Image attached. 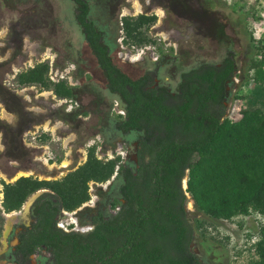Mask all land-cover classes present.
<instances>
[{
	"label": "trees",
	"instance_id": "1",
	"mask_svg": "<svg viewBox=\"0 0 264 264\" xmlns=\"http://www.w3.org/2000/svg\"><path fill=\"white\" fill-rule=\"evenodd\" d=\"M72 1L74 18L105 87L123 109V114H116L114 127L138 132L134 165L120 161L119 155L97 158L89 145L83 161L58 178L1 179L0 204L5 212L20 209L30 193L44 188L28 205L30 219L16 232L12 260L27 264L30 254L43 249L49 254L46 264H203L190 248L201 221H190L184 203L188 196L196 209L214 218L251 210L264 217V110L244 108L235 121L225 115L227 82L237 74L232 50L216 64L204 61L179 71L170 90L153 84L150 70L131 76L117 65L102 30L87 17V0ZM153 19V14L141 12L122 15L124 42L154 41L143 31ZM254 48L260 51L264 45ZM46 69V62L38 61L16 72L14 81L37 83L57 97H70L71 86L63 78L50 80ZM243 76L264 80V53L248 56ZM114 171L121 201L110 205L117 203L116 209L106 213L95 209L85 219L90 224L86 230L57 225L62 210L70 212L88 199L89 181L105 182ZM252 244L253 264H264V222Z\"/></svg>",
	"mask_w": 264,
	"mask_h": 264
},
{
	"label": "rangeland",
	"instance_id": "2",
	"mask_svg": "<svg viewBox=\"0 0 264 264\" xmlns=\"http://www.w3.org/2000/svg\"><path fill=\"white\" fill-rule=\"evenodd\" d=\"M136 1L141 4V13L154 15L152 23L143 28L145 34L151 28L152 33L158 31L165 37L163 30L173 28L169 38H174V44L168 51H160L156 59L145 55L128 61L116 54L119 49L126 50L122 48L126 45L123 38L121 45L118 42L122 35L120 11L132 16L139 13L133 0H87V17L102 30L112 60L125 72L137 76L150 70L153 84H165L173 90L179 71L204 61L216 64L226 47L234 48L237 74L227 82V109L236 104L239 111L254 106L264 110V80L259 83L243 76L248 56L264 53V49L254 48L264 45V0H214L212 5L208 0H148V4ZM199 10L218 20L220 16L215 14H221L233 35L228 30L226 36L219 24L212 28ZM75 11L72 0H0V180L10 181L18 175L58 178L83 161L84 143H91L93 138L94 149L100 152L113 151L117 142H123L127 151L122 161L134 165L138 132H121L114 127L117 116L112 106L115 100L118 106L121 104L105 87L104 76L74 18ZM194 15L200 19L197 28L190 22ZM213 31L219 37L217 43L210 39ZM230 36L236 40L231 41ZM130 59L136 56L130 54ZM38 61L46 62L45 74L51 62L52 71L71 86L70 97H57L51 90L45 95L46 89L37 83L19 85L14 81L16 72ZM43 123H48V129ZM65 138H69L66 143ZM64 159L69 164L61 167ZM107 182L89 181L88 199L79 208L62 212L58 223L65 225L73 217L72 227H86L85 219L95 209L104 213L116 209L117 203L111 206L110 202L121 201L119 180ZM38 192L30 193L24 199L27 206L22 202L15 214L5 212L0 204V264H16L11 256L16 232L29 221L28 205ZM189 200L187 196L184 207L190 221H201L190 248L203 264H253L252 243L264 222L263 215L251 210L228 219L214 218L196 209L193 202L188 205ZM48 260V252L37 249L27 264H46Z\"/></svg>",
	"mask_w": 264,
	"mask_h": 264
},
{
	"label": "built area",
	"instance_id": "3",
	"mask_svg": "<svg viewBox=\"0 0 264 264\" xmlns=\"http://www.w3.org/2000/svg\"><path fill=\"white\" fill-rule=\"evenodd\" d=\"M124 14L125 13H122V11H120L119 16L121 17ZM171 30H172V28L163 30L164 32H166V36L164 37L161 34H159L158 31L152 33L151 32L152 31L151 28H148L147 29V35L150 36L152 39H154V41H148V42H144V43H141V44H138V45L126 44L124 47H122L124 49L126 48V50L123 51L122 49H119V50H117L116 54L119 57H123V58H125L128 61H136V60H138L139 58H141V57H143L145 55L151 57L152 59H156L157 56L159 55L160 51L161 52L162 51L166 52V51H168L170 49L169 46L174 44V38L173 39L169 38L170 34L172 33ZM121 40H122V35L119 36V38H118V42L120 43V45L122 44ZM159 46H160V48H159ZM130 54H133L134 56H136V59L135 60L134 59H130ZM49 65H50V67L48 68V71H47V77L50 80H52V81H56L61 76L58 77L57 73L52 71L51 62H50ZM60 98H62V97H60ZM112 110L116 114L117 113L123 114V109H122L121 106H118V102L116 100L114 102V105L112 106ZM239 110H240V106L239 105L232 104L228 109H226L225 115L231 121L237 120L240 117V115H241V112ZM87 144L88 143H85V146H87ZM126 151H127L126 145L123 142H119V143L117 142L116 145L113 148V151L110 150L109 152H107V151L100 152L99 149H96V151H94V154H95V156L97 158H100L102 160H106L108 158H112L114 155H119V160L122 161V159L126 155ZM116 167H117V164L114 165V170L116 169ZM114 173H115V171H114ZM62 212H66V211L62 210ZM58 222H59V220L57 219V222H56L57 225L61 226L64 229L73 228V229H79V230H86V229H88L90 227V225H87L86 227H83V228L81 226L78 227V228H75V226L72 227L71 225H70L71 227L70 226L67 227V225L70 224L71 221H66L65 225L64 224H59Z\"/></svg>",
	"mask_w": 264,
	"mask_h": 264
},
{
	"label": "flooded vegetation",
	"instance_id": "4",
	"mask_svg": "<svg viewBox=\"0 0 264 264\" xmlns=\"http://www.w3.org/2000/svg\"><path fill=\"white\" fill-rule=\"evenodd\" d=\"M210 3H211V5L213 4V1L214 0H208ZM143 2H146L145 4H148V3H150V2H148V0H143ZM211 8V7H210ZM162 9V8H161ZM211 10H212V8H211ZM197 12H199V15L201 16V17H203L204 18V21H206V22H209V20H210V24H211V27L212 28H215L218 24L219 25H221L222 26V31H223V33L226 35V36H228V30L229 31H231V33H232V28H228V26H227V24L224 22L225 20L222 18V16H221V14H215V16H220V20H218L217 19V17H212V16H210V15H206L205 13L204 14H202V11H197ZM211 12V11H210ZM199 15H197V16H191L190 17V22H191V26L192 27H194V28H197L198 27V25H200V19H199ZM200 17V18H201ZM173 29V28H172ZM213 32H215V31H213ZM216 33L217 32H215L214 33V35L212 36V37H210V39L211 40H213L215 43H217L218 42V38L219 37H217V35H216ZM203 34L205 35V36H203V37H206V32L205 31H203ZM208 35V34H207ZM232 35H233V33H232ZM230 39H231V41H235L236 39H235V37L234 36H230L229 37ZM233 43V42H232ZM228 49H230V50H232L233 51V55H235V51H236V49H234V48H225L224 50H223V54L222 55H224L225 53H226V51L228 50ZM60 78H63V77H60ZM95 142V139L93 138V141L91 142V143H88L87 144V146H89V145H93V143ZM86 143V142H85ZM85 143H84V145H85ZM87 146H86V148H87ZM93 149H94V145H93ZM94 151H95V149H94ZM86 153V152H85ZM63 213H65V212H63ZM71 223H72V221H71ZM87 225H90L89 223H87Z\"/></svg>",
	"mask_w": 264,
	"mask_h": 264
},
{
	"label": "bare ground",
	"instance_id": "5",
	"mask_svg": "<svg viewBox=\"0 0 264 264\" xmlns=\"http://www.w3.org/2000/svg\"><path fill=\"white\" fill-rule=\"evenodd\" d=\"M133 5H134V7H135V9H136V11L137 12H140L141 10H142V7H141V4L138 2V1H136V0H133ZM126 11V10H125ZM127 12V11H126ZM158 13L161 15L162 14V12L161 11H158ZM51 93V91H47V90H45L44 92H43V94H45V95H49ZM44 124V123H43ZM48 127V123H45L44 124V129H46ZM57 126L55 125V126H52V128H51V130L52 131H54V129L56 128ZM48 129V128H47ZM71 138V137H70ZM69 138H65V143L67 142V140H68ZM69 164V161L67 160V159H64L62 162H61V164H60V166L61 167H66L67 165ZM15 178V177H14ZM108 181H110V180H108ZM0 197H1V193H0ZM27 202V201H26ZM26 202H25V207L27 206V204H26ZM28 203V202H27ZM192 203V201L191 200H189L188 201V205H190ZM12 214H15V213H18V211L17 210H13L12 212H11ZM72 221H75L74 220V218L72 217ZM78 227H79V225H77ZM83 228V227H82Z\"/></svg>",
	"mask_w": 264,
	"mask_h": 264
},
{
	"label": "water",
	"instance_id": "6",
	"mask_svg": "<svg viewBox=\"0 0 264 264\" xmlns=\"http://www.w3.org/2000/svg\"><path fill=\"white\" fill-rule=\"evenodd\" d=\"M113 175H114V174H112V175L109 177V178H110L109 180H111V179L113 178ZM108 182H109V181H108ZM108 182H107V183H108ZM181 186H182V187L185 186V177H183V178L181 179ZM43 189H44V188H40V189H37L36 191H40V190H43ZM79 207H80V206H79ZM79 207H77V208H79ZM73 212H74V211H73Z\"/></svg>",
	"mask_w": 264,
	"mask_h": 264
},
{
	"label": "crops",
	"instance_id": "7",
	"mask_svg": "<svg viewBox=\"0 0 264 264\" xmlns=\"http://www.w3.org/2000/svg\"><path fill=\"white\" fill-rule=\"evenodd\" d=\"M112 174H114V172L112 173ZM111 176V175H110ZM40 189V188H39ZM83 203V202H82ZM3 209V208H2Z\"/></svg>",
	"mask_w": 264,
	"mask_h": 264
}]
</instances>
